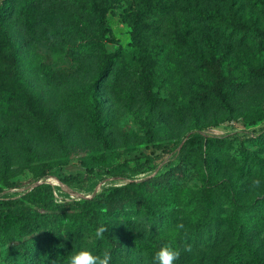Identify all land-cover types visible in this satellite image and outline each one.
I'll return each mask as SVG.
<instances>
[{"label":"rangeland","instance_id":"rangeland-1","mask_svg":"<svg viewBox=\"0 0 264 264\" xmlns=\"http://www.w3.org/2000/svg\"><path fill=\"white\" fill-rule=\"evenodd\" d=\"M96 2L105 10L103 25ZM26 5L36 18L27 43ZM137 16L139 27L132 28ZM5 29L18 49L21 79L64 142L62 150L30 118L0 113L5 264H46L51 251L65 264L84 246L102 252L106 244L88 227L82 203L180 162L184 178L151 196V212L131 204L108 218L97 209L124 245L113 263L154 264L150 238L167 208L184 225L175 264H264V79L246 73L247 66L264 65L254 36L264 31V0H18ZM91 40V54L81 56ZM118 46L113 72L98 89L111 141L102 152L83 94L96 75L99 49ZM211 53L243 83L228 94L227 107L199 97L209 82L199 60ZM41 205L49 206L48 216ZM27 221L39 230L28 234Z\"/></svg>","mask_w":264,"mask_h":264},{"label":"trees","instance_id":"trees-1","mask_svg":"<svg viewBox=\"0 0 264 264\" xmlns=\"http://www.w3.org/2000/svg\"><path fill=\"white\" fill-rule=\"evenodd\" d=\"M17 1L18 0H1L0 2V113L7 116L13 115L30 118L39 128L50 134L55 143L63 150L64 142L61 133L54 128L51 117L44 108L42 102L20 77L18 49L5 29L7 16L12 13ZM100 4L96 2L94 8H97L99 11V18L103 25L105 10L102 9ZM21 13L24 18V35L22 41L27 43L36 31V18L28 5L23 6ZM138 23L140 24L139 16L134 19L132 28L139 27ZM106 30L107 32L109 31L103 28V32ZM254 36L258 48L260 50L264 49V31L258 29ZM93 44V40L89 43L85 42L82 44L81 47L84 52L81 56L86 57L90 55ZM121 50L122 48L120 46L113 51H107L104 47L99 49L97 53L98 67L96 75L92 83L86 88V93L83 94V102L89 106L88 123L90 132L93 138L98 142L102 152L110 150L111 141L104 133V124L100 111L103 99L98 89L101 87L104 88L106 78L113 72ZM199 67L209 76V82L204 86V90L199 93L200 99L206 100L208 98H213L227 107L228 94L233 90H237L243 84L237 80L236 76H233V68L230 67L229 62H226L222 56L211 53L200 58ZM41 70L43 74L48 77V68L43 65ZM246 73L249 77L253 76L255 78L264 79V65L262 63H257L255 66H247ZM3 136L4 133H0V138H3ZM211 142L210 140H206L204 143L207 145ZM83 164L84 162L82 165ZM86 168L91 171V168ZM141 168L142 164L136 167L137 170ZM49 169H51V167ZM79 175L80 174H77L75 178ZM183 178L184 168L180 162L163 173L151 176L141 182L128 183L104 189L91 199L82 203L85 207L84 210L88 227L95 228L96 225L101 223L108 225L107 231L104 237L101 238V241L106 244L105 248H111L112 250L113 259L110 264H114L115 254L123 250L124 245L121 241L115 240L111 236L109 221H99L100 217L97 209H102L103 215L108 218L115 216L126 206L131 204L134 205L137 211L144 210L151 212V196L159 192L171 190L174 183ZM39 208L42 209V215L48 216L49 206L41 205ZM159 218L160 224L150 238V246L153 253L163 243H169L173 247L178 248V238L181 234V231L173 232L174 225L179 222L173 214L169 213L167 208L159 215ZM32 224L31 221H27L23 225V228L28 234L39 230L37 225ZM5 227L6 221L0 219V232ZM24 257L26 262H33V256L26 252V250L24 251ZM53 260H57L54 252H48L46 264H49V261ZM254 264L263 263L256 261Z\"/></svg>","mask_w":264,"mask_h":264},{"label":"clouds","instance_id":"clouds-1","mask_svg":"<svg viewBox=\"0 0 264 264\" xmlns=\"http://www.w3.org/2000/svg\"><path fill=\"white\" fill-rule=\"evenodd\" d=\"M254 183L259 184L260 182L257 180L254 181ZM107 227L108 225L102 223L96 225L94 229L95 236L103 238L107 231ZM183 228V223H177L174 225L173 232H179ZM5 245L6 244L0 246L3 248V255ZM179 254L178 248L173 247L169 243H163L155 250L153 261L154 264H175ZM112 259L111 248H105L102 252L94 253L87 246H84L71 251L65 258V264H110ZM0 264H5L4 259L0 258ZM49 264H60V261H49Z\"/></svg>","mask_w":264,"mask_h":264},{"label":"bare ground","instance_id":"bare-ground-1","mask_svg":"<svg viewBox=\"0 0 264 264\" xmlns=\"http://www.w3.org/2000/svg\"><path fill=\"white\" fill-rule=\"evenodd\" d=\"M99 192V191H98Z\"/></svg>","mask_w":264,"mask_h":264}]
</instances>
